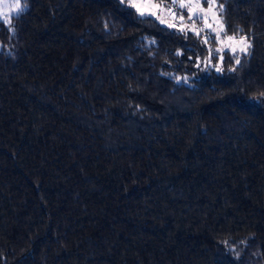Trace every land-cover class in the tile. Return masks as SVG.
<instances>
[{"label":"trees","instance_id":"16d2710c","mask_svg":"<svg viewBox=\"0 0 264 264\" xmlns=\"http://www.w3.org/2000/svg\"><path fill=\"white\" fill-rule=\"evenodd\" d=\"M217 1L247 54L121 0L0 24V264H264V0Z\"/></svg>","mask_w":264,"mask_h":264},{"label":"snow or ice","instance_id":"6c2138e0","mask_svg":"<svg viewBox=\"0 0 264 264\" xmlns=\"http://www.w3.org/2000/svg\"><path fill=\"white\" fill-rule=\"evenodd\" d=\"M121 3H126L128 7L134 9L135 13L141 17L145 15L154 16L156 19L160 20L161 23H165L166 21L161 18L160 14L168 13L172 16L173 20L178 19L181 21V24L179 25L180 31H190L196 36H199L205 29H208L210 31L203 40L205 44L209 43V38L214 39L218 44H224L226 40L234 42L237 45L239 52L245 54H247V49L250 47L246 36H239V39L237 40L236 36L227 35V30L222 24L218 31L209 22V14H211L213 19H216L218 13L223 11V5L217 4V0H171V3L167 5L163 3V0L159 3H157L156 0H121ZM202 3H206L208 7L204 8ZM214 7L217 9L215 12L213 11ZM5 9H7V11H5ZM23 10L24 8L21 5V0H0V24L10 25L12 14L18 16ZM178 12L179 15H177ZM185 14L187 15V20L191 21L190 24L185 22ZM198 21L203 24V28L197 27ZM168 27H177V25L168 24ZM213 33L215 34L214 36L212 35ZM151 43H155V41H151ZM237 47L228 44L226 50L235 54ZM223 50L225 49L220 47L215 49L217 54ZM209 51L211 54L212 50L210 49ZM180 54L181 53L177 51V55ZM220 59L222 60L223 57L221 56ZM240 62L239 57H236L235 63L239 64ZM216 70L221 71L222 69L217 67ZM184 79L186 80V78Z\"/></svg>","mask_w":264,"mask_h":264},{"label":"rangeland","instance_id":"374dc122","mask_svg":"<svg viewBox=\"0 0 264 264\" xmlns=\"http://www.w3.org/2000/svg\"><path fill=\"white\" fill-rule=\"evenodd\" d=\"M156 2L159 3V2H161V0H156ZM163 3L165 5L170 4L171 3V0H163ZM217 4H218V1H217ZM202 6L204 8H207L208 7V5L206 3H202ZM5 11H7V9H5ZM213 11L215 12V11H217V9L214 7ZM160 15H161V18L166 21L165 23H161L160 20L156 19L154 16H150V17L155 18L158 22H160L161 24H163V25H165L167 27H168V24H176L177 27H169V28H173V29H178L179 30V25L181 24V21H179L178 19L173 20L172 16L169 15L168 13H161ZM177 15H179V12L177 13ZM145 16H148V15H145ZM208 19H209V22L213 25V27L216 28L219 31L220 25L222 24L221 19H220V16H219V13H218L216 19H213L212 16H211V14H209ZM185 22L188 23V24L191 23V21H188L187 20V15L186 14H185ZM197 27L198 28H203V24L198 21L197 22ZM204 31H205L204 32L205 35H208V33H209L210 30L205 29ZM212 35L214 36L215 34L213 33ZM236 38H237V40L239 39V37H236ZM222 39H223V35H222ZM228 44H231L233 47H237V45L234 42H229V41H226L225 40L224 44H218L216 42L215 49L218 48V47H220L222 49H225V50H223V51L220 52V53H223L224 51H228V50H226V46ZM237 51H239L238 50V47H237Z\"/></svg>","mask_w":264,"mask_h":264}]
</instances>
